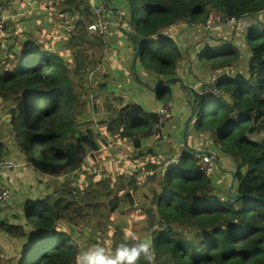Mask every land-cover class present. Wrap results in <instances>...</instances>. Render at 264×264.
<instances>
[{
    "label": "trees",
    "instance_id": "1",
    "mask_svg": "<svg viewBox=\"0 0 264 264\" xmlns=\"http://www.w3.org/2000/svg\"><path fill=\"white\" fill-rule=\"evenodd\" d=\"M1 3L2 0L0 11L5 10ZM129 3L130 20L138 23L137 40L132 39V43L139 62L158 74L170 76L167 85L155 87L164 97L172 92L169 81L177 78L175 63L183 51L165 31H156L186 18L205 22L217 10H224L242 22H246L243 20L246 17L256 18L264 13V0H129ZM62 6L52 12L61 21L66 20L62 48L65 55L74 53L71 63L53 49L52 38L39 40L38 49L24 48L21 39L28 38L9 14L0 27V61L9 64L0 71V99L11 102L10 121L4 122L1 130L3 134L8 126L10 133L5 140L0 136V158L13 163V167H5L2 172L25 165L24 158L15 152L12 157L16 158L6 155L7 148H11L7 141L12 140L26 158L34 161L36 169L56 177L52 178V185H58L53 194L31 196L23 204L22 224L0 218V239H23L9 261L76 264L78 244L86 248L107 238L105 247L111 251L129 232L141 237L143 230L136 229L141 226L146 227L152 239L155 264H264V16L249 38L247 73L238 78L219 79L218 96L194 95L196 129L210 131L213 144L235 158L238 169L235 185L229 192L223 174L215 180L200 170L194 150L168 146L158 154L154 145L137 154L135 147L145 138L164 137L156 126L157 113L139 103L124 104L116 97V103L107 106L104 125L99 127H93L91 115L78 119L83 115L80 107L89 101L81 98L88 97L83 81L90 72L95 82L105 54L104 43L108 41L105 34L87 30V24L96 19L88 3L65 0ZM8 40L11 44L7 45ZM205 51L210 52L204 56ZM201 55L200 60L209 62L212 69L229 68L240 56L233 45L217 52L204 49ZM29 57L32 59L26 61ZM94 99L93 96V102ZM82 129L84 134L80 133ZM125 143L132 148L127 158L134 162L141 159L146 169L139 165L138 170H132L133 167L127 166L121 152ZM99 151L103 152L102 159ZM148 153L153 156L151 159ZM87 165L93 169L86 170ZM98 165H103L100 171ZM114 168L118 172L112 178ZM224 174L231 179L229 172ZM64 175L69 180L58 178ZM142 175L149 179L151 191L145 193L149 197L137 202L134 194ZM88 177L96 185L89 183L84 192L75 190L74 184L69 185L70 180L82 182ZM153 178H159L154 186ZM11 189L17 198L21 197ZM127 206H143L145 224L134 218L133 228L115 225L110 217L112 209ZM91 225L97 230L88 241L80 233L88 232ZM179 228H194L197 232L187 238ZM30 233L33 239L26 244ZM0 264H6L1 257ZM139 264L147 262L142 259Z\"/></svg>",
    "mask_w": 264,
    "mask_h": 264
},
{
    "label": "crops",
    "instance_id": "2",
    "mask_svg": "<svg viewBox=\"0 0 264 264\" xmlns=\"http://www.w3.org/2000/svg\"><path fill=\"white\" fill-rule=\"evenodd\" d=\"M9 1L11 0H2L1 7L7 9L10 17L15 21V25L20 26L21 31L28 38L26 41L21 39L24 42V48L38 49L40 48L38 47L39 40H48L52 38L50 44L53 46V49L58 50L65 55L62 48V36L65 33L64 22L66 20L61 21L58 19L57 15L52 12V9H55L56 7H63L62 3L65 0H16L15 6H9ZM83 1L90 5L92 11L93 8L98 5L104 8L107 17L113 22L111 27L113 28V32L105 34V39H107L108 43H104L106 46L105 54L103 61L100 64L102 65V69L98 68L94 85L90 88L86 82V77L83 81V90L88 94V97L82 95L81 98H89V101L80 107V111L83 114L81 119H84L86 115H91L94 120L93 127H99V124L104 125L107 106L116 103V97L120 98L124 104L136 102L143 105L148 111L157 112L167 103L165 97L161 93L158 94L155 91V87L159 84H162L163 86L167 85L169 78L168 76L158 74L151 68L143 67L139 62V58L137 57L132 43V39L137 40L135 36L138 23L130 20L129 0ZM81 6L82 5H80V8ZM263 16L264 13H261L256 17L262 20ZM248 18L249 17H246L243 20L246 21ZM216 23L218 24L217 27H215V25H209L208 22L196 23L189 20V22H182L178 25L177 22H173L156 31V33L165 31L167 36L172 37L178 48L183 51L182 56L179 59H176L175 63L174 74L177 78L174 81H169L172 83V92L169 94L174 95L173 101L177 98L183 97L186 100V105H191V108H193L195 106L194 95L196 93L201 96L213 95L202 92L201 88L203 89L207 84L218 82L219 79L226 76L238 78L239 76L237 75L243 76L247 73L248 70L244 72L239 70L235 75L228 73L223 74V76L210 73L209 79L206 81L205 75L200 72V70H197L199 67L201 70H220L222 73L223 70L227 69L226 67L212 69L210 68L211 64L210 66L204 65L199 60L202 58V51L206 47L219 41V39L216 40V36H226V41L238 38L241 42H244L246 39V32L250 27L246 26L247 22H242L241 20H238V22L233 24H226L223 22ZM14 35L16 38L17 32H15ZM229 35L231 36L229 37ZM217 50L218 49H214L211 51L217 52ZM209 52L210 51H205L204 56ZM30 59L32 58L29 57L26 61H29ZM227 67L230 68V66ZM150 70H153L155 74H152ZM192 78L198 79L197 85L193 84ZM148 79L150 81H148ZM176 85L181 86L184 90L176 87ZM96 86L99 95L97 97L95 90ZM92 93L95 99L93 103H90V96ZM225 97L230 99L228 95ZM160 98H163V101ZM171 115V120L166 123V125L169 124L167 130L163 129L161 132V135L164 134V137L160 139L156 138V136L148 137L142 141L144 145H150L153 143L152 146H156V152L158 154L165 152L164 150L168 148L169 144L173 146L180 135L179 131L182 128V120L173 122L174 114L172 106ZM99 129L102 130V128ZM80 133L84 134V129L80 130ZM206 139L211 145L208 148L200 147L197 151H214L222 156L223 163L226 165L227 169L232 167V158L225 153L219 152V148L213 144L212 139H210L209 136L206 135ZM123 146L124 150L127 148L131 153L132 148L130 145L125 143L122 147ZM193 150L196 152L195 149ZM7 151L6 155L8 157L16 158L12 157L14 151H12L11 148H7ZM128 160H130V158ZM23 161L25 162V165L18 167L11 172H0V183H3L8 187L11 186L20 193V196H23L29 201L30 196H34L35 198L38 195H26L27 188L29 187L28 183L36 180L41 184L46 181L44 178L51 180L56 177L50 176L36 169L34 161L25 156ZM132 167V170H138V166L135 162H133ZM43 174H45V176ZM146 185L148 186L149 184L146 183ZM50 188L51 187H49V189ZM9 216L11 215H8L6 211L0 207V218L3 219ZM21 217L22 216L18 214L20 220Z\"/></svg>",
    "mask_w": 264,
    "mask_h": 264
},
{
    "label": "rangeland",
    "instance_id": "3",
    "mask_svg": "<svg viewBox=\"0 0 264 264\" xmlns=\"http://www.w3.org/2000/svg\"><path fill=\"white\" fill-rule=\"evenodd\" d=\"M131 1V0H130ZM9 6H15L16 0H11L9 1ZM4 9V8H3ZM5 11V13L9 14V12L7 11V9L3 10ZM228 13L224 10H219L216 11V15H215V21L214 22H223V23H229L228 20L221 18V15H227ZM177 22V25L182 23V22H189V20L186 19H181ZM192 22V21H191ZM205 22H211L209 20L205 21ZM246 26H250L249 29L246 32V39L244 42H241L238 38H233L229 41H226V36H216V40L219 39L218 42L206 47L205 49L208 50H214V49H219V48H223V47H228L230 45H234V47L238 50L239 52V58L237 61H235L230 68H227L225 70L222 71V73L219 71H210V70H201L199 67L197 68V70H200V72H202L205 75V80L208 81L209 79V75L210 73H215L218 74V76H223V74H231V75H235L239 70L247 71L248 70V62H249V57L251 54V43L249 41V38L252 34V32L257 29V25L260 23V18H255V17H249L246 20ZM109 32H113V28H111L109 30ZM231 35H229L230 37ZM17 39V36H16ZM8 44H11V40H8ZM74 58V53L70 52L67 56L64 57V60L67 63L72 62V59ZM200 60V59H199ZM204 65L206 66H210V63L207 61H202L200 60ZM198 63V60H197ZM9 64L7 63H2L0 61V71L3 70L4 67H8ZM211 68V67H210ZM99 69H102V65H100ZM152 74H155V72L153 70H150ZM237 76H241V75H237ZM168 78H170V76H168ZM213 80V77H212ZM211 80V81H212ZM148 81H150L148 79ZM192 82L193 84L197 85L198 84V79H193L192 78ZM176 87L178 88H182L179 85H176ZM175 87V88H176ZM183 89V88H182ZM96 97L99 96L98 92H97V86H96ZM184 90V89H183ZM202 90V88H201ZM200 90V91H201ZM163 101V98H160ZM166 103L170 104L172 106L173 109V114H174V121H179L182 120V128L179 131V137L176 139L175 143L173 146L177 147V148H189L190 150L195 149L197 151V149H199L200 147L202 148H208L211 144L210 142L206 139V135L209 136V138L211 139V133L208 130H198L195 128L194 126V116L195 114L192 111L191 105L187 106L186 105V100L183 97L177 98L175 101L174 100V95H170V96H166L165 97ZM190 104V103H189ZM11 106V102L8 100H1L0 99V136H2V138L5 140L9 133L10 130L8 129V126H5V130L4 133L1 134V130L3 128V123L4 122H9V108ZM91 107V105H90ZM188 110V112H187ZM82 117L79 116L78 119H81ZM169 125V124H168ZM168 125H165L163 127L164 130H167ZM189 128V129H188ZM8 145L14 150V152L20 156L24 158V152L22 154V152L19 150V148L17 147V145L12 142V140L7 141ZM152 144L150 145H144L143 142H141V144H139L138 146L135 147V150L137 152V154L140 152V150H144L145 147L149 148L150 146H152ZM169 146H172L171 144ZM216 146V145H215ZM124 146L121 149V152L123 153V155L126 157L127 159V155L130 153V151L126 148V150L123 149ZM193 148V149H192ZM219 148V147H218ZM219 152L225 153L226 155L230 156L232 158V167L228 168L226 167V165L223 163V159L222 156L216 152H212V155L208 156V162L203 166L200 167V170H202L205 175L210 176V177H214L215 180H217L218 176L223 174L224 175V180L225 183L231 185V183H233V186L235 185V174L237 173V166H236V161L235 158L230 155L227 152H224L222 149L219 148ZM99 158L102 159L103 157V152L99 151ZM150 157V159L153 157L151 155V153L146 154ZM129 159V158H128ZM127 159V166L128 167H132L133 166V162L134 160H128ZM138 159V158H137ZM136 160V159H135ZM135 163L137 164V166L140 165L141 169H146V166L144 163H142L141 160H137L135 161ZM103 167V165H98L97 166V170L100 171L101 168ZM93 166L92 165H87L86 166V170H92ZM229 172V174L231 175V179L228 180L227 175H225V172ZM72 172V171H71ZM71 172H69L68 174H70ZM118 170L116 168H114L111 171V176L112 178H114L117 174ZM156 172V171H155ZM154 172V175H155ZM161 174V172H158ZM141 174H143V172L141 171ZM219 174V175H218ZM234 174V177H233ZM45 176V174H43ZM160 177V176H159ZM58 178H63L64 180H69V176L64 175V176H58ZM159 179V178H158ZM156 178H153V186L155 185L156 181L158 180ZM44 180H46L44 183H38L36 180H34L33 182L28 183L29 187L27 188V192L26 195H30V194H34V195H49V194H53L55 192V190L57 189L58 185H52V179L51 180H47V178H44ZM149 179L145 178L144 175H142V177L139 178V187L136 190L134 197H135V201L139 202L142 200V198H146L149 196H146L145 193H149L151 190V187H148L146 185H144L145 183L149 182ZM90 184H94L96 185L95 182H93V180L91 179V177L85 178L83 179L82 182H73L72 180L69 181V185L74 184V189L77 191H86V188ZM60 184V183H59ZM232 186V187H233ZM49 187H51L49 189ZM12 188V187H11ZM156 188L160 189V187L158 185H156ZM94 193V192H93ZM31 197V196H30ZM106 197H100L99 199H104ZM28 199L24 198L23 196L18 197L17 201L21 204V209L23 208V204L26 203ZM10 213L12 215V217L10 218H6V220H8L9 223L12 224H22L21 220L18 218V209L15 208H10ZM110 217L113 219V223L115 225H118L120 227H130L133 228L132 226L134 225V223L132 222L131 219L134 218H140L143 220L144 224V218L146 217V214L143 213V206H136V207H122V208H113L112 212L110 213ZM111 220V219H110ZM112 221V220H111ZM25 225H27L28 227H30L31 225L28 222H24ZM136 226V225H134ZM145 228H141V226L137 227L136 229L138 230H143V232L140 234V236L142 238H149V233L148 230L145 231ZM97 230L94 229L92 227V225L90 226V230L84 234L80 233V236L85 237L86 240L90 241L93 239V232H95ZM178 230H182L186 235L187 238H190L192 235H195L197 230L196 229H181L179 228ZM106 237V235H104ZM33 239L32 233H30L27 238H26V244L28 243V241H31ZM23 242V239H11V238H2L0 239V257L6 262V264H12V261H9L11 258H13V254L18 251L20 249V244ZM101 243L104 246H108V240L106 238V240L103 242L101 241ZM80 249V244H78V251Z\"/></svg>",
    "mask_w": 264,
    "mask_h": 264
},
{
    "label": "built area",
    "instance_id": "4",
    "mask_svg": "<svg viewBox=\"0 0 264 264\" xmlns=\"http://www.w3.org/2000/svg\"><path fill=\"white\" fill-rule=\"evenodd\" d=\"M94 13L96 14V19L94 21H91L88 23V29L93 32H97L98 34H106L109 33V30L112 27V20H110L107 15L105 10L100 7L96 6L94 8ZM215 15L216 12L211 13L207 20L211 21L208 22L209 25H215V27L218 26L215 20ZM7 17V14L5 11L1 10L0 11V27L3 26L5 23L4 20ZM221 18H224L229 21V23L226 24H233L235 22H238V19L234 16H229V15H221ZM206 20V21H207ZM100 66V65H99ZM98 66V68H99ZM93 75L89 73V83L94 84L92 81ZM203 93H210L213 94L212 96H218L220 94L218 87H217V82H212L207 84L203 89ZM92 99L93 103V96L90 98ZM157 121H156V126L163 130V127L166 125L171 120V105L166 104L163 107H161L157 112ZM194 156L197 157L198 164L200 167H203L207 162H208V155L206 154H198L196 152H193ZM5 167H13V163L0 158V172L3 171ZM0 207L6 211L8 215H11L10 213V208H17L18 209V214L23 216V210L21 209V206L18 204L17 201V196L16 193L7 185L0 183Z\"/></svg>",
    "mask_w": 264,
    "mask_h": 264
},
{
    "label": "clouds",
    "instance_id": "5",
    "mask_svg": "<svg viewBox=\"0 0 264 264\" xmlns=\"http://www.w3.org/2000/svg\"><path fill=\"white\" fill-rule=\"evenodd\" d=\"M87 26V30L90 31ZM93 33L98 34L97 32ZM89 73L86 75V82L91 88L94 84L89 83ZM92 96H94L93 93L90 98ZM142 259L147 264H155V251L152 239L150 237L141 238L129 232L125 239L117 243L111 251L102 243H95L86 248H80L75 262L76 264H139Z\"/></svg>",
    "mask_w": 264,
    "mask_h": 264
},
{
    "label": "water",
    "instance_id": "6",
    "mask_svg": "<svg viewBox=\"0 0 264 264\" xmlns=\"http://www.w3.org/2000/svg\"><path fill=\"white\" fill-rule=\"evenodd\" d=\"M196 153L198 154H206V155H212V152L208 151V150H200V151H196ZM233 177H234V174H233ZM230 188H229V192H231V189H232V186H233V183H231V185H229ZM264 199V197H262Z\"/></svg>",
    "mask_w": 264,
    "mask_h": 264
}]
</instances>
